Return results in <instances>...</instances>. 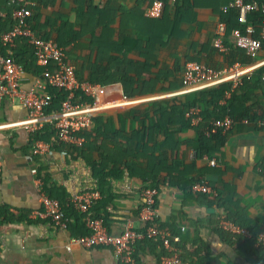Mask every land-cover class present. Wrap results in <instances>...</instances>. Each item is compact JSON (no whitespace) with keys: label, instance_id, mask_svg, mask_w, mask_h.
Wrapping results in <instances>:
<instances>
[{"label":"crops","instance_id":"obj_1","mask_svg":"<svg viewBox=\"0 0 264 264\" xmlns=\"http://www.w3.org/2000/svg\"><path fill=\"white\" fill-rule=\"evenodd\" d=\"M152 1L33 0L31 24L37 34L57 43L56 38L63 37L67 46L58 44L64 48L75 72L84 78L89 74L101 80L125 78L133 84L131 96L124 94L118 80L104 85V91L94 98L97 109L92 115L97 122L93 118L86 129L104 132L106 136H100L106 145L113 146V140L119 137L120 148L135 147L133 133L138 122L130 113L132 106L180 96L183 101H191L200 119L193 123L190 118V125L162 128L155 154L170 152L168 146L161 147L167 137L185 141L189 148L180 156L187 163L199 146L198 132L193 126L202 119L200 113L212 110L215 104L227 106L229 100L234 114H245L234 119L227 132H222L223 143L213 146V153L196 159L192 172L177 174L171 183L159 185L155 205L160 226L179 235L183 264H256L251 253L253 245L239 236H227L218 225V216L225 214V209L231 210L255 234L264 229V44L254 53L239 52L235 36L228 28V50L214 49V25L227 14L221 8L227 0H177L178 4L176 0H167V6L157 17L147 14ZM7 2L0 0V15L8 17L1 24L4 28L12 24ZM20 43L17 40L13 47V56L19 58L17 62L22 66L20 84L47 93V83L39 77L40 72H33L27 59L30 48ZM188 60L214 66L240 61L246 73L239 86L228 94L226 88L224 95L217 98L219 86L225 82L183 85L182 69ZM226 110L225 114L229 112L228 106ZM216 111L209 122L225 115ZM27 118V110L17 100L0 102V264H117L108 245L66 248L71 236L87 232L85 212L73 208L69 214L67 211V228H53L47 217L34 215V211L42 209L36 178L41 179L45 191L47 183L56 194L66 195V204L75 192L99 189L101 196L91 211L104 219L112 233L121 232L128 221L137 229L143 226L138 209L142 191L149 186L139 175L119 167L120 162L105 166L108 173L101 182L85 158L87 155L92 160L102 159L98 150L83 147L75 155L72 152L70 143H81V136L75 141L57 143L54 135L41 139L51 144L49 149L40 156L33 154L28 131L20 124ZM153 143L151 140L149 145ZM211 159L216 163L211 164ZM33 167L37 168V175L31 172ZM142 167H146L145 160ZM200 178L211 184L215 195L193 188ZM163 250L159 238L137 239L135 264H160Z\"/></svg>","mask_w":264,"mask_h":264},{"label":"built area","instance_id":"obj_2","mask_svg":"<svg viewBox=\"0 0 264 264\" xmlns=\"http://www.w3.org/2000/svg\"><path fill=\"white\" fill-rule=\"evenodd\" d=\"M9 2L13 5L12 24L8 30L0 31V102L4 99L17 100L27 110L28 118L21 121L20 124L28 131L31 152L40 156L51 145L49 142L35 137V132L42 123L44 121L53 123L55 128L53 140L75 141L79 138L75 133L92 124V113L97 109L95 104H87L82 101L76 96V92L81 90L84 94L95 98L104 91L105 86L80 80L74 65L66 58L64 48L56 41L35 32L29 20L30 6L33 0H9ZM163 8L164 3L161 0H153L147 7V14L154 17L160 16ZM221 8L223 12H228L231 8L238 10L240 25L230 30L235 36V45L247 53L259 50L262 40H264V0H227ZM251 10H260L263 15L258 36L253 35V28L247 24V15ZM227 30L226 20L218 18L212 37V46L218 52L228 50ZM20 37H24L33 48L38 65L44 67L45 70L49 65L53 66V70L47 76L48 83L64 87L67 90V95L62 100L59 111H45V108L51 103V96L48 92L40 91L35 86L24 88L20 84L22 66L13 58V47ZM42 73L43 71L39 74L41 79ZM245 73L246 70L240 61H234L224 66H214L188 60L183 65L182 81L186 87L229 82V89L225 92L228 94L230 89L239 86ZM186 114L190 116L193 123L200 119L194 107H190ZM233 124L234 118L227 112L221 119L213 118L206 126L205 133L209 134L216 130L227 132ZM210 163L214 164L216 161L211 159ZM31 172L37 175L38 170L33 167ZM36 181L40 189L42 209L34 211V215L47 217L53 228H67L70 217L64 212L63 203L45 191L39 177L36 178ZM193 188L215 195V189L205 178L195 182ZM157 193L156 187L143 189L142 202L138 209V218L143 226L137 229L128 221L119 233L110 232L103 218L91 211V207L101 196L99 189L85 188L73 193L71 202L75 209L85 212L84 222L88 231L71 236L66 248L71 249L73 245L83 247L108 245L112 249L117 264H135L134 245L136 240L159 238L164 249L160 253V264H183L181 249L178 245L179 235L171 233L159 224L158 210L155 205ZM218 225L226 231L249 235L247 228L240 226L224 213L218 216ZM256 244L264 245V229L257 233Z\"/></svg>","mask_w":264,"mask_h":264},{"label":"trees","instance_id":"obj_3","mask_svg":"<svg viewBox=\"0 0 264 264\" xmlns=\"http://www.w3.org/2000/svg\"><path fill=\"white\" fill-rule=\"evenodd\" d=\"M7 4L9 5V16L11 17V10H12V4H10L9 0ZM164 3V7L167 6L168 2L167 0H161ZM178 4L177 0L175 2ZM227 14L223 16V19L226 20L228 24V28L231 29L233 27H237L240 25L239 20V14L238 10L236 8H231ZM262 12L260 10H251L247 16V24L250 25L253 28V35L258 36L259 30L262 23ZM233 19V21H231ZM3 20H8V17H2L0 15V31L8 30L11 26L8 28L1 27V24H3ZM31 21V16L29 18ZM93 34H95V31L93 30ZM46 37H49L47 35ZM75 37V34L72 35V38ZM17 40H19L20 44L27 45L30 49V55L27 57V59L31 62L33 65V72L39 73L43 71L42 79L47 83L48 85V93L51 96V103L45 108L46 112L50 111H59L61 108V102L67 95V90L64 87L61 86H54L50 85L47 81L48 74L53 70L52 65H49L47 69L45 70L44 67H41L40 65L36 64L35 55L33 53V48L31 45H29L26 42V39L24 37H20ZM16 40V41H17ZM59 44L67 46L65 41L63 40V37L58 36L56 38ZM262 44H264V40H262ZM239 48V47H237ZM239 52L246 51L242 48H239ZM13 58L19 62V58L17 56H13ZM21 61V60H20ZM77 77L80 80H89V81H99L100 85H107L108 83H111L112 81H120L124 88V94L127 96H131L133 94L134 89L133 84L130 82H127L125 78L117 79H107V80H101V78H96L92 74L88 78H84L81 76L78 72L76 73ZM131 79V77H129ZM129 81V80H128ZM229 82H225L219 86L220 90L218 92L217 98H220L224 95V91L226 88H229ZM76 96H78L82 101H84L87 104H92L94 101L93 96H89L81 92V90H78L76 92ZM196 101V99H194ZM230 101L228 100V107H229V113L233 116L234 119L241 118L245 114L237 115L233 112V107H230ZM191 101H183L180 96H175L173 98L167 99V100H155L151 101L147 104H142L138 106H132L130 108V113L133 115L135 120L138 122L137 128L135 132L133 133V136L136 138L135 147L134 148H120L119 143L120 139L117 137L113 140V146L106 145L105 140L101 138L105 137V133L102 132L100 136L99 131L97 129L92 130L91 129H81L77 131L75 134L77 136L83 137V141L81 143L72 142L70 143V147L72 149V152L75 155V151H79L80 148H89V150H92L93 148L98 150L100 153L102 159H95L92 160L87 155L85 156L86 161L91 165L93 174L98 179L103 182L105 174L108 172H105V166L109 167L111 163L117 165L118 162L122 163L119 167H126L131 175H139L143 181L147 183V186L149 187H156L158 189L159 185L161 183H171L172 178L176 176L177 174H184L185 172H192L195 167V161L197 158H201L204 154H210L213 153V146H219L223 143L224 136L223 133L220 130H216L215 132H211L209 134L205 133V128L209 124V120L211 119V115L214 112V110H217L218 114H225L227 111V106L223 105H214V108L212 110H205L202 113H200L202 119L199 121L198 124H196L197 132H198V139H199V146L196 149V152L194 154V158L190 159L187 163H184L180 153H184L189 148V143L185 141H177L173 140L167 137L165 139V143L161 146L162 148L165 146H168L170 149V152L164 151V154L156 155L155 150L158 148V135L160 133V130L164 127H169L170 125L174 124H180V125H187L191 124L190 122V116H187L186 112L189 110V108L193 105H191ZM195 106V105H194ZM152 111V114L150 112ZM143 115L142 117L140 115ZM93 118L97 122V117L94 115ZM139 126V127H138ZM166 129V128H165ZM153 130V131H152ZM139 132L141 134L139 135ZM165 133L169 135L168 131L165 130ZM52 135H55V128L53 126L52 122H44L41 128H39L35 132V137L39 139H48ZM127 139V138H125ZM156 139V141H155ZM153 140L154 143L152 145H149V142ZM61 140H56L57 143ZM53 143V144H54ZM56 145V144H55ZM102 153L103 156H102ZM169 159L171 162H169ZM146 161V167H142V163ZM179 166L183 167V170L179 169ZM201 179V178H200ZM195 180V182L199 181ZM194 182V183H195ZM46 190L49 192L51 196L56 197L63 203V209L64 212L67 215V211L69 214V210L73 208L75 209L72 202L67 198V204L64 203L66 199V195H58L56 192L51 189L49 184L46 183ZM66 204V205H65ZM68 205V207H66ZM225 215L232 219L234 222L239 224L242 227H246L248 231H250L252 234L250 236L234 233L230 231H226L225 233L227 236L230 237H238L241 239H244L248 241L250 244H252L251 253H254L256 260V264H264V245L263 244H256V235L252 228L249 226L245 220L241 219L238 214L231 210H224ZM99 216V215H97ZM101 217V216H100ZM104 220V219H103ZM88 231V229H87ZM249 232V233H250ZM84 233V232H83ZM148 239H154V238H148Z\"/></svg>","mask_w":264,"mask_h":264}]
</instances>
